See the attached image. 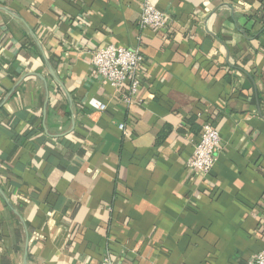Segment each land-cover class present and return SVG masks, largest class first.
Returning a JSON list of instances; mask_svg holds the SVG:
<instances>
[{"label":"crops","instance_id":"1","mask_svg":"<svg viewBox=\"0 0 264 264\" xmlns=\"http://www.w3.org/2000/svg\"><path fill=\"white\" fill-rule=\"evenodd\" d=\"M150 1L168 30L138 26L141 0H0V264H245L264 246V0ZM105 45L142 54L140 103L92 71ZM204 121L221 149L200 181Z\"/></svg>","mask_w":264,"mask_h":264},{"label":"built area","instance_id":"2","mask_svg":"<svg viewBox=\"0 0 264 264\" xmlns=\"http://www.w3.org/2000/svg\"><path fill=\"white\" fill-rule=\"evenodd\" d=\"M141 29L168 30L169 17L166 12L157 8L150 0H141L137 21ZM92 71L101 77L114 91V94L126 107L140 103L138 97L142 85L139 68L143 56L132 47L105 45L95 48L89 54ZM91 108L103 111L106 105L96 99H89ZM119 131L125 134V123L117 124ZM221 149L218 129L212 123L204 121L199 136L193 144V151L185 162V168L203 181L213 169ZM98 264H118L111 256L105 255ZM245 264H264V246L248 258Z\"/></svg>","mask_w":264,"mask_h":264},{"label":"water","instance_id":"3","mask_svg":"<svg viewBox=\"0 0 264 264\" xmlns=\"http://www.w3.org/2000/svg\"><path fill=\"white\" fill-rule=\"evenodd\" d=\"M15 16V14H13ZM16 17V16H15Z\"/></svg>","mask_w":264,"mask_h":264}]
</instances>
